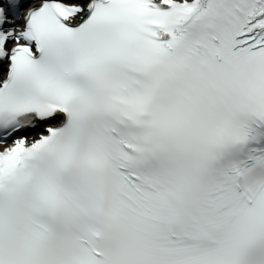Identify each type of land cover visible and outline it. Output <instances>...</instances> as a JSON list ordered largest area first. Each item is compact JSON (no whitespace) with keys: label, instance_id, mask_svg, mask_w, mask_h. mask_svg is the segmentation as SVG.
Returning a JSON list of instances; mask_svg holds the SVG:
<instances>
[{"label":"snow or ice","instance_id":"1","mask_svg":"<svg viewBox=\"0 0 264 264\" xmlns=\"http://www.w3.org/2000/svg\"><path fill=\"white\" fill-rule=\"evenodd\" d=\"M0 264H264V0H0Z\"/></svg>","mask_w":264,"mask_h":264}]
</instances>
